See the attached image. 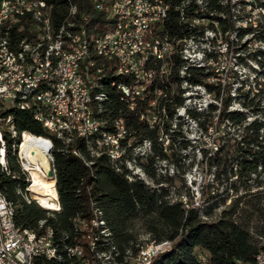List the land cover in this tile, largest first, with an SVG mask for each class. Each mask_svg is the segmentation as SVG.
Here are the masks:
<instances>
[{"label":"trees","instance_id":"1","mask_svg":"<svg viewBox=\"0 0 264 264\" xmlns=\"http://www.w3.org/2000/svg\"><path fill=\"white\" fill-rule=\"evenodd\" d=\"M43 1L52 8L54 24L63 20L67 0ZM70 1L76 6L78 14L88 17L82 24L91 34L95 22L100 25V16L86 0ZM217 4L218 0H209L210 9H216ZM173 14L175 15L172 11L166 25L169 34L179 33V30H176L179 29L176 15ZM15 31L13 27V32ZM115 93L114 90L108 92L106 109L112 118L124 120L129 131L128 139L130 137L140 139L142 129L147 127L145 123L137 120L141 111L140 106L134 111L124 109ZM243 106L249 107L244 104ZM189 114L191 118H197V114L193 112ZM244 118L241 112H224V106L216 117L217 124L228 119L231 126L241 128L235 143L227 146L234 148L233 166L227 168L226 160L219 158L225 147L223 145H218L212 153L200 148L199 164L206 171L214 168L212 178L215 180H218L220 174L229 175L230 179L234 177L233 181L238 179L246 183L254 180L255 187H262L264 146L259 140V130L263 129V121L254 118L250 122H245ZM14 121L16 130L20 133L25 131L40 138L48 135L43 127L25 112L14 113ZM143 134L145 135L144 132ZM51 139L58 211L48 213L35 203H28L18 194V188L25 191L22 179L24 177L16 164V156L9 147L6 155V172L14 177L11 179L0 174V191L5 201L12 207L13 222L21 231L31 235V230L40 234L46 228L51 229L53 242L61 252V261L55 264H67L70 260L79 262L76 257L66 252L65 247L69 246L80 248L83 256L89 260L94 259L87 247L85 231L79 225L80 219L86 221L91 219L90 202L100 209L101 218L109 233L106 240H102L97 230H92L97 247L109 250L110 259L107 264H130L131 259L140 252V246L149 245V243L142 245L140 233L147 234V240L153 241L156 246H168L158 253L150 264H255V256L264 252V188L254 192L247 189L243 194L233 197L226 209L220 211L215 219H201L198 208L190 207L179 200L168 201L165 187L150 189L137 179L128 181L121 161L116 164L120 171H116L106 156L99 155L93 158L85 144L78 139L68 145L55 138ZM156 155L163 161L168 158L161 150ZM172 155L177 162L178 155ZM146 172L152 177L151 172L148 170ZM260 175L262 180L257 181ZM162 180L172 182L171 177L156 181ZM233 181L231 179L230 183ZM42 221V225L39 226ZM135 224L138 226L134 227ZM41 261L42 264H52L46 259ZM41 261L38 260L37 263Z\"/></svg>","mask_w":264,"mask_h":264},{"label":"built area","instance_id":"2","mask_svg":"<svg viewBox=\"0 0 264 264\" xmlns=\"http://www.w3.org/2000/svg\"><path fill=\"white\" fill-rule=\"evenodd\" d=\"M115 1H123V11H116ZM136 1L144 0H86L89 6L96 7L97 15L101 22L93 25V37L95 44L102 50L101 62L115 61L116 93L115 96L124 109L134 111L140 106L138 121L147 122L151 129L152 119L155 115L154 98L161 93L154 91L153 95H138V87L144 86L146 82H159L161 77V50L169 41V35L162 30L160 20L161 6L155 2V15H148L147 9H137ZM194 11L197 12V20H187L196 28L202 25H209V32H205L203 40V60H213V67H208V72H199L189 68L188 64L184 70L186 83L197 89L198 104L208 105L209 98L206 88H217L223 92L225 80L230 77L229 84H236L230 87L232 93H237L242 88L244 96L254 99L262 89L260 86H242L241 69H249V74L257 75L264 72V51L257 50V42H264V28L256 24V15L250 11V19L247 20V27H242V35L238 43H230L231 17L227 12V4H235V1H226V11L223 12L228 22V39H221L217 34V26L210 23V14L203 13L199 7V0H192ZM209 1V0H208ZM12 2L28 3L29 0H0V23L10 22L9 11L12 9ZM41 3V1H40ZM33 7V5H32ZM79 27L69 31V41L63 51L60 52V59H49L39 56L36 53L23 50L21 46H6L0 49V145H5L7 117L14 116V113L21 111L29 114L34 122L45 128L54 137H66L70 133H77L78 140L83 137H90L89 150H95L97 155H104L109 162L120 171L116 164L121 161L125 170L131 171V163L125 154L132 144L115 132L112 122L107 121V128H99L92 122L93 93L84 91V83H91V79H98L99 63L86 61L81 51V19L84 14H78ZM32 20L30 27H23V23H15V30L31 32L33 35ZM43 33H47L46 23L43 21ZM13 38V32L10 33ZM13 48H21V55H13ZM195 48L192 44L191 49ZM72 50H79V57H72ZM24 56H31V64H24ZM144 60V71H135V62ZM75 63L87 65V77H80L75 71ZM26 67H34V75L26 74ZM193 79H196L194 81ZM227 84V85H229ZM72 90L76 104V115L71 120L63 119L64 100L63 91ZM228 90V89H227ZM230 96V95H229ZM234 96V95H233ZM235 111V110H234ZM233 112V111H231ZM240 112V111H237ZM251 119H245L250 122ZM24 137L38 139L30 133L22 131ZM45 144V140H42ZM213 148H215L213 146ZM38 151V149H36ZM136 148L135 151H139ZM28 148H23L21 156L17 158V166L25 168V190L29 197L35 195L28 190L31 184V170L42 178H51L54 193L56 192L55 170L50 154H40L44 164L36 160ZM50 172V175L48 173ZM0 174L9 178L14 176L7 174L4 170V152H0ZM138 176V175H137ZM128 181L130 179L126 177ZM38 205V204H37ZM39 207V206H38ZM92 202H90V217H92ZM187 208L186 205H184ZM190 207H192L190 205ZM59 208L49 210L58 211ZM84 222L86 219H80ZM88 229L87 247L92 253V230ZM155 246L149 241L148 246H140V252L131 259L130 264H148L161 250L167 248ZM112 247H109L111 249ZM67 253L79 258V264H99L94 257L89 260L83 256L79 248V254H72V246L65 247ZM107 263L110 259L109 250H104ZM0 255L10 257L12 264H42V259L52 264L61 261V252L57 244L53 242L51 232L46 228L42 233L37 234L31 230V237L22 238L19 235V227L10 228L9 216L4 206L3 195H0ZM40 260L41 262L37 261ZM71 261V260H70ZM70 261L67 264H70ZM255 264H264V252L255 256Z\"/></svg>","mask_w":264,"mask_h":264},{"label":"bare ground","instance_id":"3","mask_svg":"<svg viewBox=\"0 0 264 264\" xmlns=\"http://www.w3.org/2000/svg\"><path fill=\"white\" fill-rule=\"evenodd\" d=\"M157 1L161 6L160 20H164L162 22V30L166 35H169V41L161 50L162 63L160 81L146 82L144 83V86L138 87V95H153L154 91L158 90L161 92L154 98L155 115L152 119L151 129L154 127V124L156 123L155 121L158 122L161 118L166 119V113H168L169 107L173 108L170 109V112H175V114H173L175 118H189L187 115L189 112L187 111L190 109V106L195 104L198 105L197 89L185 81L184 70L186 65L188 64L189 68L195 69L199 72H208V67H213V60H206V63L201 60L203 59V40L205 39V32H209V25H202V28H196L194 31L193 24L187 21L197 20V12L194 11L193 1ZM229 1H235V4H227V12L231 17L232 25H237L231 29L230 43H238V40H240L242 35V27H247V20L250 19V11L247 9V6L255 13L256 24L261 28H264V0ZM217 5L218 7L216 9H210L208 0H199V7L203 9V13L210 14V23L217 26V34L221 35V39H228L227 17L222 16L223 12L226 11V1L218 0ZM92 8L93 11L97 13L96 7ZM136 8H145L148 11V15H155V2L152 0H144V2L136 1ZM51 9V6H48L43 0H29V4L12 2V9L9 11V19L15 23H23V27H30L31 19H33V35L31 32L22 33L21 30L13 32L15 23L2 22L0 23V49L5 48L6 46H21L23 50L36 53L39 56L48 57L49 59H60L59 51H63L69 41V31L67 30V27L78 29L79 18L76 6L70 0H67L66 15L63 20L58 22V24H54L53 22V13ZM115 9L116 11H123V1H115ZM172 11L176 15V21L179 27V29H176L179 30V33L175 34H169L166 29ZM84 17L85 18L81 19V51L86 61L99 63L98 79H91V83H84V91H91V93H93L94 114H92V122L99 128H107V121H111L117 135L122 136L129 141L127 138L129 131L124 124V120L117 117L112 118L106 109L109 100L108 92L112 90L116 91V77L114 76L115 61H108V64L107 62H101L102 50L95 44L93 37H90V34L83 27L82 22L86 21L88 18L86 16ZM43 21L46 23L47 33H43L42 31ZM11 32H13V38H10ZM192 44H195V48L193 49H191ZM21 48H13V55H21ZM257 50L264 51V42H257ZM72 57H79V50H72ZM24 64H31V56H24ZM75 71L76 73H80V77H87V65H83V63H75ZM135 71H144V60H137L135 62ZM244 73H249V69H241V76ZM26 74L34 75V67H26ZM251 76L253 77L251 78L252 80L255 79L256 75ZM63 100V119L71 120L76 115V104L74 102L73 91L64 90ZM177 106H180V113L178 114L176 109ZM141 122L147 125V122ZM163 123L164 122H162V124ZM44 129L45 128H43V130ZM153 130L156 129L153 128ZM49 135L50 136L46 135L44 138L33 135L38 139H31L30 137L25 136V142H23L22 132L20 133L16 130L14 116H8L6 126V137L8 140L5 141V145H0V152H4V170L6 171L7 166V147L11 148V151L16 156V160L21 156L23 148H29L31 150L30 152H33L32 156L44 164V160L39 153L50 154L51 156V151L53 149L51 138H55L66 145L71 144L78 139L77 133H70L66 139L64 137H54L53 134ZM42 140H45V144H42ZM81 141L85 144L93 158L99 156L95 150H89L90 137H83L81 138ZM148 142H143L141 144L144 149L149 148ZM36 149H38V151ZM19 168L22 176L25 177V168L23 166H19ZM6 173L8 174V172ZM130 174L131 176L137 175V173ZM31 180L28 190L35 194L33 195V198L36 203L29 197V193L26 190L22 191L21 188H18V194H20L28 203L33 202L36 205L38 204L37 206L44 210L49 211L54 208H59L58 197L57 194L54 193L51 178H42L36 174L35 171L31 170ZM0 195H3L1 191ZM3 202L9 216L10 228H17L12 219L13 209L5 201L4 196ZM92 206V217L89 221H86L87 228H95L100 235V239L106 240L109 233L105 227L103 219L101 218V211L93 204ZM42 223L43 221L39 223V226H41ZM79 225L81 229L85 231L84 237L88 240V229L85 227L84 222L79 223ZM48 230L51 232L52 237L51 229ZM19 235L22 238L31 237V235H27L25 231H21L20 229ZM95 239L96 237L92 240V253L98 260L99 264H107L105 252L97 247L98 244ZM72 254H79V248H72ZM76 258L79 260L78 257ZM0 264H12L10 262V257L0 255ZM70 264H79V262L70 261ZM148 264H150V262Z\"/></svg>","mask_w":264,"mask_h":264},{"label":"rangeland","instance_id":"4","mask_svg":"<svg viewBox=\"0 0 264 264\" xmlns=\"http://www.w3.org/2000/svg\"><path fill=\"white\" fill-rule=\"evenodd\" d=\"M230 77L232 76L227 77L225 80L223 92H220L217 88H206V93L210 96L209 100L206 101L208 105L204 106L199 103L190 106V109H192H188L187 112L197 114V118H191L189 113H187L189 118H175L173 116L175 112H170V109L173 108L169 107L166 119L161 118L158 122L155 121L153 128L156 130L146 127L144 130L142 129L141 135H139L140 139L130 137L129 141L132 147L125 154L130 161L133 160V163H131L132 170H123L126 177L131 180H142L141 182L150 189L165 187L168 201L179 200L182 203L196 207L199 211V217L206 220L215 219L220 211L226 209L233 197L243 194L245 190L248 189V191L254 192L264 188V186L255 187L253 185L254 180L246 183L240 182L238 179L233 181L234 177L231 178L233 182L230 183L229 175L220 174L218 180H215L212 178L214 168L206 171L199 164L200 148H204L207 153H212L215 152L218 145L225 146L220 152L219 158L226 160L227 168L233 166L235 162L233 160L234 148L227 146L235 143L241 128L231 126L228 119L217 124L216 117L219 116L223 106L224 112L240 111L246 120L252 117L262 120L263 129L259 130V140L264 146V72L258 73L255 79L252 80L253 77L249 73L240 76L241 80H244V82H241L242 86L254 85V87H261L262 92L252 100L249 99L250 95L245 98L243 88L237 93H232V90H230V96L228 95L230 87L236 85L229 84L231 82ZM243 104L249 107L245 108ZM176 109L177 114L180 113V106H177ZM162 122H164V125ZM44 130L46 134L49 133L46 129ZM143 142H148L149 148L144 149L141 145ZM137 147L140 148L139 151H135ZM159 150L167 155L166 160L163 161L158 158L156 154ZM172 154L178 155L177 162H175L176 158H172ZM150 160L151 164L149 165ZM147 170L151 172L152 177L147 175ZM130 173H137L138 176H131ZM168 177L172 178L171 183L164 180L156 181ZM261 180L262 176L260 175L257 181ZM205 213H208V215H205ZM49 216L51 215L49 214ZM137 226L138 224L134 225V227ZM139 239L142 241V245L149 243L148 236L145 233H140Z\"/></svg>","mask_w":264,"mask_h":264},{"label":"water","instance_id":"5","mask_svg":"<svg viewBox=\"0 0 264 264\" xmlns=\"http://www.w3.org/2000/svg\"><path fill=\"white\" fill-rule=\"evenodd\" d=\"M48 175H50V172L48 173Z\"/></svg>","mask_w":264,"mask_h":264}]
</instances>
